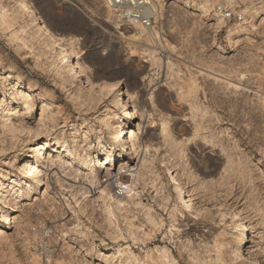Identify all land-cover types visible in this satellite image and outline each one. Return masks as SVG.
Here are the masks:
<instances>
[{"label":"rangeland","instance_id":"1","mask_svg":"<svg viewBox=\"0 0 264 264\" xmlns=\"http://www.w3.org/2000/svg\"><path fill=\"white\" fill-rule=\"evenodd\" d=\"M26 1L58 43L0 0V264H264V0H163L160 38Z\"/></svg>","mask_w":264,"mask_h":264},{"label":"bare ground","instance_id":"2","mask_svg":"<svg viewBox=\"0 0 264 264\" xmlns=\"http://www.w3.org/2000/svg\"><path fill=\"white\" fill-rule=\"evenodd\" d=\"M15 4L17 6V8H19L24 14L27 15V17L29 18H33L34 23H38L41 27V29H43V31L45 32V34H47L52 41L56 44L58 43V38L57 36L49 29V26L46 24V22L40 17V15H38V13H36L28 4V2L26 0H14ZM219 0H206V11H210L211 8L213 7V5L215 3H217ZM163 0H152L151 1V11L153 14L156 15V17L160 16V11L163 5ZM246 5V4H245ZM110 10V9H109ZM252 7L250 5H247V7L245 8V10L243 12H245V18L242 22L240 23H236L234 24L233 27H229L228 31L231 32L232 30H240L243 28V26L249 22V18L251 16L252 13ZM216 15V24L218 26H222L224 25V20L219 16V14L214 13ZM214 15V16H215ZM135 23H132V28L134 29V35L136 36H141L144 32H148L151 37L153 38H160V33L154 28V27H150L148 28L147 26H143L140 22L138 21H134ZM60 54L63 57V61L67 64L69 71H71L72 75H71V80L72 81H81L85 82L86 85H91L92 82L89 81L88 79H84L83 78V74H82V67L81 65L77 62L76 58H75V54L76 52L71 48V47H63V49L60 51ZM111 85V84H110ZM109 85V86H110ZM115 85H111V87H114ZM108 86H105V82H103L102 84V90L105 91V93H108ZM123 139H121L122 141ZM122 156L123 152L121 148H118V154L117 156ZM106 161H110V156L106 157ZM118 184H121V182L117 181ZM169 186L171 188V191L173 192V194H175L180 200H182L183 203V207L184 208H196V204L194 202V198L191 196V194H189L180 184L178 178L175 175L171 176L170 182H169ZM245 241V237L242 236V242Z\"/></svg>","mask_w":264,"mask_h":264},{"label":"built area","instance_id":"3","mask_svg":"<svg viewBox=\"0 0 264 264\" xmlns=\"http://www.w3.org/2000/svg\"><path fill=\"white\" fill-rule=\"evenodd\" d=\"M106 8L114 11L117 16L124 19L133 21H138L144 26L150 27L154 20L156 19L155 14L151 11V1L152 0H102ZM114 180V179H113ZM125 186L122 185L121 189L119 187L115 188L117 193L121 190L123 191Z\"/></svg>","mask_w":264,"mask_h":264}]
</instances>
